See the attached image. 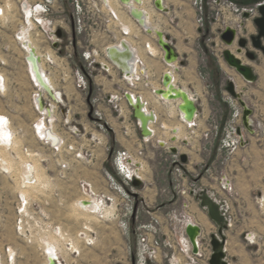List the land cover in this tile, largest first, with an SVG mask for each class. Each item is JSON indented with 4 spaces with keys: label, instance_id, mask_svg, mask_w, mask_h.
<instances>
[{
    "label": "rangeland",
    "instance_id": "obj_1",
    "mask_svg": "<svg viewBox=\"0 0 264 264\" xmlns=\"http://www.w3.org/2000/svg\"><path fill=\"white\" fill-rule=\"evenodd\" d=\"M241 1L244 0H239L236 3L242 5L241 7H246L247 10L251 8L255 10L256 4L263 0H249L248 4H242ZM20 2L21 0H0V5L7 6L5 17L0 18V77L2 78L0 81V115L9 116L10 128L14 132L16 140L14 147L5 149L3 145L0 146L3 159L11 162L14 168L9 171L0 164V264H47L49 257L45 246L46 241L51 238H56L60 245L54 255V258L59 261V263L56 262L57 264H134V257L141 249L138 244V234L142 231L140 226L149 222V209L155 211L159 207L156 202H151L150 208L147 207L142 196L145 193L153 192V188L161 190L167 188V181L170 178L167 171L171 152L167 147L160 146L157 143L158 139L160 141L163 138L167 139L169 141L167 146H176L179 155L191 156L198 151L217 152L216 168L220 170L225 167L222 163L223 155L218 154L225 129L231 124L243 125V109L227 91L229 80L236 83L237 89L242 92L243 98L252 110L251 118L254 126L250 128L256 130L254 134L246 132L249 134L247 145L250 144L244 152H248L251 157H249L248 165L244 167L248 173L245 176L247 179L253 180L257 177L256 182L262 184L260 177L264 175V88L258 93L255 90L264 87V83L258 75L254 82L247 83L227 65L222 55L226 46L220 37L225 27L231 26L238 28L240 37L250 39L251 35L257 34V27L252 17H249L248 20L243 19L241 27L242 24L240 26L239 24L242 21L237 12L225 6L216 5L214 0H206L209 2L207 3L208 8L206 7L207 16L204 26L202 29L199 28L198 75L200 82H198V92L193 96L198 104L197 120L199 125L192 130L181 125L182 120L175 103H164L155 99L154 87H160L156 85L159 84V76L157 77L156 74L153 76L152 71L156 70L157 72V68L160 69L155 65L156 58L149 56L150 54L145 53L144 49L142 50L143 57L152 69L149 78L152 85L145 86L141 83L133 89L145 95L149 103L147 107L158 112L159 120L154 124L156 130L153 128V122L152 125L150 124V130H154L155 135L141 147L142 151L146 153V165L144 169L141 168V171L137 172V176L143 179L137 187L133 185V182L130 185L122 184L121 177L116 173L112 161L113 149L127 146L124 138H121V143L115 141V136L121 137L125 134L126 128L122 127L123 121L126 119L131 121V111L126 108L124 101L121 102V112L111 110L113 117L108 120L107 130L101 132L102 130L96 127L97 123L94 119L96 118L94 109L100 108V105L98 103H95V106L92 105L84 92L75 89L72 80L64 81L61 66L60 68L54 64L50 68L48 65H44L43 59L42 64L45 66V70L52 73L53 80L61 81L60 83L65 86L68 92L67 96L63 95V103L58 104L55 116H53V109L50 108L47 112L50 117H53V120H50L53 131L60 134L55 142L58 143L61 139L63 141L60 146L62 150L55 152L39 141L35 135L33 123L39 118V114L32 106V93L35 87V98L41 96V87L37 83L33 86L28 74L29 64L26 65L24 60L25 53L15 38L16 32L21 27L19 26ZM64 2L69 11L68 0H64ZM190 2L191 0H167L169 7L173 10V16L177 14V9L179 11L191 10ZM153 3L154 0H150L148 11L153 14L151 23L159 28V26L165 25V19L161 15L162 13L156 10ZM113 7L122 26L127 24L133 26L138 37L137 40L142 42L143 47L147 42L156 40V36L155 39H150L145 32L137 31L136 26L139 25L129 15L125 6L113 0ZM254 10L252 13L256 17L258 11ZM179 14L181 16V12ZM173 20L176 23L177 18L174 17ZM131 26L129 27L132 28ZM110 28L112 30V26ZM104 33L110 35L111 32ZM41 39L39 37L38 42L42 41ZM31 42L42 56L46 59L52 58L48 46L46 52L42 54L32 36ZM248 48L255 50L251 42ZM73 51V60L80 63L82 60L78 45ZM158 51L159 49L155 55L158 54ZM256 52L258 64L251 62L244 53V56H239L247 61L248 65L253 64L262 76L259 64L262 62L264 64V55L260 51ZM182 62V65L179 63L177 65L185 66V59ZM189 76L184 69L181 79H183L182 84L185 88L197 85V83L187 82ZM257 83L259 84L257 85ZM96 95L94 93L93 97ZM104 120L106 121L105 118ZM45 122L43 124L47 128L48 120L46 124ZM260 122L262 125H258ZM125 124L127 125L128 122ZM178 124L182 129L175 135L179 141L171 142L169 137L172 134V128ZM70 128H75L78 135L72 134ZM127 130L129 131V128ZM186 138L188 141L185 144L183 139ZM69 145L75 146L78 151L82 150L83 158L75 157V151L69 150ZM24 148H27L35 156L27 157L23 151ZM27 160H31L33 165H37L36 168L42 174L46 185L28 190V196L25 197L20 191L18 175L21 167L23 169L25 162H28ZM138 160L143 161L142 158H138ZM109 175L113 176L116 183L122 187V194H117L116 205L113 206V209L104 205L103 202L100 210H97L98 212L82 210L76 206V203L82 198L79 192V184L82 180L91 181L98 190L115 194L116 190L112 186ZM19 194L26 201L29 199V206L24 208V212H27L28 215L24 217L18 212ZM177 195L173 190L169 194V198L176 199ZM214 195L226 209V202L228 201L230 204L229 213H227L228 220L231 222V226L227 229V260L229 264H264V183L259 184L258 189L244 190L242 192L243 199L236 190L230 197L220 193H214ZM186 198L187 196L179 195V205L169 208V211H173V223L172 226L168 225L167 227L165 223H160L159 227L163 233H169L173 227L175 228L179 224L178 219L182 217L185 210L181 206V202ZM130 207L134 208L133 215L123 216ZM102 209H109L111 213L106 215L104 212L102 213ZM246 228L254 232L253 238L244 236ZM176 236L177 243L179 234ZM209 238L210 236H207L203 240V249L206 248V250L204 249L205 256L202 260L205 262L198 261L196 264H207V258L212 251L210 240L207 243ZM73 245L76 248H72ZM151 264H169V262L160 254Z\"/></svg>",
    "mask_w": 264,
    "mask_h": 264
},
{
    "label": "built area",
    "instance_id": "obj_2",
    "mask_svg": "<svg viewBox=\"0 0 264 264\" xmlns=\"http://www.w3.org/2000/svg\"><path fill=\"white\" fill-rule=\"evenodd\" d=\"M207 3L209 2H206V0H191V4L196 13L195 22L198 29H202L204 26L205 17L207 16ZM214 3L218 6L222 5L237 12L242 21L239 26L243 24V19L248 20L249 17H252L253 19L255 18L252 13L254 9L251 8L250 10H247L246 7H241L242 5H238L234 0H214ZM67 4L70 8L69 11L64 0H21L19 23V26L21 27L16 32L15 38L21 50L25 53L24 60L26 65L31 62L29 57L30 51L27 50V47L24 44L25 42H23L24 36L28 31L31 33L35 44H37L38 50L44 54L46 52V47L48 46L54 57L52 60L45 61L44 65L46 64L50 68H52V65L54 64L59 67L61 66L63 72L62 79L64 81H66V79L72 80L75 89L84 92L88 96V100L92 105L95 106V103H98L99 105L101 103H105L111 110L121 112V102L124 101L126 107H128V109H130L133 113L132 106L128 102L125 93H131L133 98L135 96L133 93L138 94V96L140 95L136 91L133 92L132 90H134L133 88H135L138 84L143 83L145 78H148L144 62L135 54L134 59L131 61L132 70L130 72H122L116 64L111 62L108 55V48L110 46L117 45L122 48V42L125 41L123 38L128 35L129 30H126L125 26L121 25L116 11L106 5L104 0H68ZM262 4H264V0L256 4L255 10L258 11V7ZM6 9V5H0V18L5 17ZM245 12L250 14L248 18L243 16ZM110 26H112V30H110ZM58 30L62 31L61 37L57 36ZM34 31H36V33H34ZM106 31L111 33L108 35V42L104 45V48L100 50L94 47L92 44L93 35L95 33H102ZM39 37L42 38V41L38 42ZM76 38H78V40H76ZM125 42L128 43L127 41ZM77 45L79 47L80 58L82 60L80 63H76L73 60V50ZM99 58H102V61H100ZM143 70H145V73H143ZM46 72H48V75L51 76L52 73H50L49 70H46ZM112 72H116L120 76V79L125 83L126 88L118 92L105 94L103 92V87H99L97 84L96 78L101 74L109 76L113 79ZM28 74L32 84H34L33 86H35L37 81L31 69L28 71ZM58 82L61 81L58 80ZM61 86L63 85L61 84ZM63 87L65 88V86ZM51 89L54 96H51L49 92L43 88L42 97L37 96V99L32 98V106L39 114V118L33 123V131L39 141H41L44 145L48 146L55 152H60L62 147L59 148L58 144H54L51 139L46 136V133L50 128H45L43 123L48 120V123L51 126L52 122L49 119H46L45 114L40 113V109L38 107L40 104L41 107L50 109L52 104H54L56 110L58 104L63 103V95L67 96V94H65V90L63 89V92L58 90L61 94V99L58 100L56 95L57 89L52 87ZM94 93L97 95L93 97ZM94 115L96 117L94 118L97 123L96 127L100 128L99 130H102L101 132L107 130L106 128L108 124L104 120V114L101 108L94 109ZM197 117L189 122V129L192 130L198 127L199 124ZM251 121L252 127L254 126L252 118ZM136 122L140 128V122L138 120H136ZM258 125H262V123L260 122ZM7 126H11L9 116L0 118V146L9 142H7V138H5L1 131L2 127L7 128ZM239 128H241L240 134L237 132ZM42 131H44V133H42ZM70 131L72 134L76 136L78 135V131L75 128H70ZM246 132L254 134L256 130H248L242 124H231L226 127L225 135L223 136L221 145L218 148V154L223 155L224 157L223 163L229 160L238 149L247 145ZM125 134L128 135L127 129ZM142 138L145 141L148 140L146 136H142ZM68 149L75 151V157L83 158L82 150L78 151L73 145H69ZM23 151L27 157L35 156L33 153H30L27 148H24ZM169 151L171 152L170 149ZM180 156L181 155L177 154V152H171V158L169 160V169L173 176V190L176 191L178 195L183 197L192 196L198 202H200L201 194H208L219 205L221 215L227 224V228L231 226V222L228 220L227 216L230 208L229 202H226V209L225 206L220 203L219 199L216 198L214 193H208L205 189L197 190L189 184L187 182L184 169L185 163L181 161ZM144 157L145 153L142 149H139L136 152L126 148L113 149V165L116 173L121 177L122 184L130 185L133 180L137 178V172L141 171L140 161L138 158ZM27 161H30L27 165V169H29V166L31 165L30 163L33 162L31 160ZM109 179L112 182L114 190H116L115 194H109L105 191L98 190L91 181L82 180L79 184V192L82 199H99L100 203L103 202L104 205L113 209V206L116 205V198L118 197L117 194H122V187L120 184L116 183L113 176L109 175ZM219 186L227 193V197H230V195L234 193L233 185L225 174L220 176ZM79 204L80 208H84L87 205L83 200H81ZM25 206H29V199L26 201L25 198L19 194L18 212L22 217L28 215L27 212H24ZM128 206L130 205L128 204ZM186 206L187 204H183L184 208H186ZM133 213L134 208L130 207L123 216L128 214L132 216ZM150 213L151 212L148 211V214L150 215L149 222L140 226L142 231L138 234V244L141 249L134 257V264H151L158 258V256H160V254L168 260L169 264H196L200 258L205 256L202 238L197 240L198 252L196 254L193 253V246L185 233L186 225L189 223L190 219L186 214H183L182 217L178 219L179 224H177L175 228L173 227L169 233H163L159 227V220L156 217H153ZM176 234H179V241L177 243L175 240L177 237ZM181 236L185 238L183 241ZM209 240L211 239L209 238L207 243ZM209 258L210 256L207 258V264L209 262ZM56 262L59 263L57 260ZM227 263L229 264L228 260Z\"/></svg>",
    "mask_w": 264,
    "mask_h": 264
},
{
    "label": "crops",
    "instance_id": "obj_3",
    "mask_svg": "<svg viewBox=\"0 0 264 264\" xmlns=\"http://www.w3.org/2000/svg\"><path fill=\"white\" fill-rule=\"evenodd\" d=\"M163 3L168 8V11L167 12H160L159 10L156 9L159 13H162L161 15H163L164 19H165V25L159 26V28L168 37V40L174 46L177 54L179 55V60L183 61V59H185V61H186L185 66H178L177 63H175L173 65H166L164 60H163L164 52L157 45V42H156L157 38L154 41L151 40V42H147L145 44V46L143 47L142 42L137 40L138 37H137L136 33L134 32L133 26H131L132 28L130 30V33L128 35L124 36L123 39L128 42L131 49L134 51V54H136V56L141 58L144 62V65L146 68V74L148 76V78H145V81L143 82V84H145V86H151L152 85V82L149 79L152 69H151V66L148 65L147 60L143 57V54H142L143 49H144L145 53L150 54L149 56L156 58L155 59V65H157V67H159L160 70H158V68H157V72H156V70L152 71V72H153V76H154V74H156L157 77L159 76V78H158L159 84H156L157 86L162 87L161 79H162L164 72H168L169 70H171L174 86L187 90L189 92V94L192 95V97H193L198 92L197 87L199 86L198 82H200L199 81L200 77L198 75V64L200 61V51L198 49V42H199L200 32H199V29H198L196 22H195L196 13H195V10H194L193 6L191 5V2H190L191 10L179 11L177 9L176 10L177 14H175V16H173V14H172L173 10L171 9V7H169V3H167V0H163ZM180 12H181V16H179ZM174 17L177 18L176 23L173 20ZM136 27H137V31L145 32L140 26H136ZM147 35L149 36L150 39L154 38L150 34H147ZM107 38H108V35H105L104 32L103 33H95L93 35V38H92V44L94 47L102 50L104 48V45L108 42ZM140 43H141V46H140ZM149 43H152L154 46H157L156 47L157 50L159 49L157 55L153 54L151 51L146 49V45ZM235 48L233 47V50ZM126 54L128 55V53H126ZM51 57H52L51 58V60H52L53 56L51 55ZM125 57L127 58L129 56H125ZM47 60L48 59H46L43 56V63ZM99 60L102 61V58H99ZM243 61L246 64H248V62L245 61L244 59H243ZM251 66L254 68L255 74L259 76V79L261 77L262 82L264 83V64H263V62L259 64V66L262 69L261 70L262 76H260V72H258L255 69L253 64ZM43 68H44L45 73L48 75V73L45 70V66H43ZM175 68H178V70L176 71ZM184 69L186 70L188 75H190L189 76L190 78L188 79L187 82L192 83V84L197 83V85L195 87H194V85L192 86V88L187 86L188 89H186L187 87L185 88V86L182 84L183 79H181V76L184 72ZM141 72H142V70H141ZM112 76H113V79H111L109 76L100 74L96 78L97 84L99 85V87H103V92L105 94L118 92V91L126 88L125 83L120 79V76L116 72H112ZM48 77L50 79V82H49L50 87L52 86V88L57 89L56 95H57L58 100L60 99L59 95H61L58 90L63 92V89H64L65 94L68 93L66 88L61 86L60 82H58L56 79L53 80V78L50 75H48ZM258 84L259 83H257V85ZM118 85H119V87H118ZM154 88L157 89L158 87H154ZM263 88L264 87H260L259 90H255V91L258 93ZM35 91H36V89L32 93L33 98H35V96H34ZM40 91L42 92V89ZM132 91L135 92V90H132ZM136 92L140 94L139 96H141L143 102L145 103L146 109L149 111V113L151 115H153L156 118V122H157L159 120L158 112L155 109H149V107H147L149 103H148L147 99L145 98V95H143L140 91H136ZM133 94L136 96L138 95L136 93H133ZM154 97H155V95H154ZM155 99H157L159 101H163L164 103H167V101L162 100V98L158 95H156ZM125 106H126V104H125ZM100 108L104 112V118L106 119L105 122H107V124H109L108 120H110V117H113L111 109L108 108L105 103H101ZM126 108H128V107H126ZM51 109L54 110L53 116H55V105L54 104H52ZM128 110L130 111V109H128ZM51 118L53 119V117H51ZM130 120L131 121L126 119L122 123L123 124L122 127H125L126 129L129 128L128 135L126 137L124 136L126 134L121 135V137H119V135L115 136V141L117 143H121V138H124L123 140H125L127 142V146L118 147L117 149L126 148V149L133 151V152H136L137 150L141 149L143 143H146V141L143 140V138H142L140 128L137 125L136 119L134 118L132 112H131V119ZM126 122H128L127 125L125 124ZM156 122H153V128L155 130H156V128H155L154 124ZM151 123H152V121H151ZM151 123H149L147 125V127L149 129H151L150 128ZM183 125H184V127L189 128V123L183 122ZM176 126H173L172 130ZM51 129L53 131V126L51 127ZM151 131H153V133L155 135L154 130H151ZM174 136H175V134H173V132H172L171 136L169 137V140L171 141L170 138H172ZM246 136L248 137L249 134H246ZM105 137H106V135H105ZM146 137L148 140L151 139V137H148V136H146ZM180 139H182V138H180ZM183 140H185V139H183ZM186 140L188 141L187 138H186ZM159 141H160V139H158L157 143ZM161 141H165L167 144L169 143V141L167 139H164V138ZM178 141H179V139H178ZM64 142H65V140H64ZM60 143H61V145L63 144L62 139H61ZM249 144L242 147L241 150L236 151L230 157L228 162L227 161L224 163L222 162L223 165H225V167L220 168V170L217 169L215 166L216 160H217V152L211 153V152L198 151L191 156L187 155V161L185 162V166H184L187 182L189 184H191L197 190L205 189V190H207L208 193H220V194L226 196L227 193L225 191H223L219 186L220 176L222 174H225L227 176V178L230 179L234 190L238 191L240 193L241 197H242V192L244 190L246 191L247 189H249V190L250 189L251 190L258 189L259 184L262 185L264 183V175H262L260 177V179L262 180V184H261V182L260 183L256 182V180L258 179L257 177H255V179L253 180V179H247L245 176L248 173L244 167H246L248 165L249 157H251V155L248 154V152H244V151L249 146ZM143 150H145V149H143ZM169 158H171V155H169ZM142 159H143V161H140L139 163H140L141 168L144 169L145 165H146L145 164L146 163V156ZM167 172H168V177L170 175V178L167 181L168 182V185L166 186L167 188H164L163 190L153 188L152 189L153 192L145 193L142 196L143 197L142 200L145 202V204L149 208H150L151 202L157 203V205L159 207L155 211H152L149 209V211L151 212L150 214L153 217H156L160 223H165L166 227L168 225L172 226L173 217H174V215L172 214L173 211H169V208L178 206L179 202H180L179 195H177L176 199L169 198V194L171 193V191H173L172 190L173 189L172 188V177L173 176H172V173L170 172V169H168ZM244 176H245V178H244ZM140 179H142V178L140 177ZM242 199H243V197H242ZM183 204H187L185 210L183 211L184 212L183 214H186L190 218L189 221L200 226V228H201L200 238H202V240H204L207 236L209 237L211 234H213L217 231V225L209 217L207 209L203 208L201 206L200 202L196 201L194 197L187 196L186 200H183L181 202V206H183ZM225 236H226L225 247H226V257H227V245H228L227 244L228 243L227 242V231L225 232ZM244 236H247V237L249 236V238H253L254 232L252 230H249L246 228ZM204 249L206 250V248H204ZM199 261H201L203 263L205 262L204 260H202V258H200Z\"/></svg>",
    "mask_w": 264,
    "mask_h": 264
},
{
    "label": "water",
    "instance_id": "obj_4",
    "mask_svg": "<svg viewBox=\"0 0 264 264\" xmlns=\"http://www.w3.org/2000/svg\"><path fill=\"white\" fill-rule=\"evenodd\" d=\"M132 1V0H131ZM136 2L140 3L139 0H135ZM123 4H130V0H120ZM161 0H154V6L157 10L160 12H167L168 8L162 7ZM130 15L135 18V12L132 8L130 11ZM249 13L245 12L243 16L245 18L249 17ZM137 22L140 24V26L145 30L147 34H155L157 37V45L162 49L164 52L163 60L166 65H172L174 63H179V65H182L183 62L179 60V55L177 54L174 46L172 43L168 40V37L163 33V31H159L154 29L152 26H144V24L140 21V19H136ZM253 22L255 26L257 27V34L251 35L250 39L248 37H240L238 36V31L236 28H233L231 26H226L225 29L221 32V40L223 43H225L228 46L236 45V53L241 54L244 53L245 56L251 61V62H257L258 61V55L256 51H260L264 55V4L260 5L258 7V16L253 19ZM57 36H62V31H57ZM252 44L253 48L255 50H251L248 48L249 44ZM120 52V53H128L130 56L126 58L125 62L127 64V68H124L119 62H117L113 57V52ZM108 55L111 62L116 64L122 72H130L132 70L131 61L134 59V51L131 49L128 43L125 41L122 42V48H120L117 45H112L108 48ZM223 58L227 65L234 69L239 76L243 80H245L248 83H252L256 79L255 70L252 66L246 64L238 58L235 53L230 49L226 48L222 51ZM177 71L178 68H175ZM161 85L162 87L155 90V93L157 95L163 96L164 98H169L172 100L182 99L183 102L179 105V109L184 112V120L187 122H190L197 117L199 113L197 100L190 98L189 93H182L178 94L177 92H169L167 91V87L172 85V72H164L162 79H161ZM44 86V85H43ZM44 88L49 92L51 96H54V93L52 92L51 88ZM176 91V90H175ZM227 91L231 95L232 98L237 100L239 104L241 105L243 109V116H242V122L246 129L250 130L251 128V115L252 110L248 107V104L246 100L243 98L242 92H239L237 90V86L235 85L233 80H229L227 85ZM125 96L128 100V102L132 106L133 110V116L136 120L140 122V132L142 136H148L153 137L154 133L148 130L146 132V126L152 121L156 122V118L148 115L146 112H144V103L142 102L141 96H136V99L134 100L131 93L126 92ZM139 114H142L141 117ZM175 132V131H174ZM238 134L241 133V128L238 129ZM175 138H172V140ZM186 144L187 141H184ZM159 145L165 147L166 144L163 142H159ZM171 152L176 153L177 147L170 146L169 148ZM180 159L183 163L187 161V155L181 154ZM142 183V180L140 178H135L133 180L134 186H139ZM200 204L203 208L207 209L208 215L211 218V220L217 225V232L210 235V245L212 249V253L209 258V264H228L226 260V253L224 251L225 243H226V236H225V230H227V224L221 215L219 205L206 193H203L200 195ZM200 231L201 228L199 225L194 224L192 222H189L186 225L185 233L187 237L189 238L190 243L193 246V253L198 252V245L197 240L200 238ZM54 259H51L49 264H56L54 262Z\"/></svg>",
    "mask_w": 264,
    "mask_h": 264
},
{
    "label": "bare ground",
    "instance_id": "obj_5",
    "mask_svg": "<svg viewBox=\"0 0 264 264\" xmlns=\"http://www.w3.org/2000/svg\"><path fill=\"white\" fill-rule=\"evenodd\" d=\"M105 2H106V5H108V6H110L112 9L114 8L113 7V0H104ZM117 2H119L121 5H123V6H125L127 9H128V12H129V15H130V11H131V9L133 8L134 9V12H135V18H133L132 16V18L137 22V20L136 19H140V21L144 24V26H152L154 29H156V30H159V31H161L156 25H154L153 23H151L152 22V12L150 13V11H148V7L150 6L149 5V3H150V0H139L140 1V3H138V2H136L135 0H130V4H123V3H121L120 2V0H116ZM162 1V7H164V8H166V6L164 5V3H163V0H161ZM154 4V3H153ZM137 24L140 26V24L137 22ZM129 26H131V25H125V28H126V30L128 29L129 31V33H130V30H131V28L129 27ZM241 26H243V24L241 25ZM141 27V26H140ZM142 28V27H141ZM143 29V28H142ZM144 30V29H143ZM145 31V30H144ZM237 31H238V33H239V30L237 29ZM128 33V34H129ZM150 35H152V37H155L156 35L155 34H150ZM31 33L30 32H26V34H25V36H24V41L23 42H25L24 44L26 45V47H27V50H29L30 51V55H29V57H30V60H31V62H29L30 64H29V67H30V69H31V71H32V73H33V75H34V77H35V79H36V81H37V85H39L40 87H41V89L43 90V88H44V86L46 87V88H51L50 87V85H49V82H50V80H49V77L46 75V73L43 71V64H42V59H43V56L37 51V48L32 44V42H31ZM239 36V35H238ZM155 38H157V37H155ZM225 44V43H224ZM147 45H148V47H147ZM146 45V49L147 50H149V51H151L153 54H156L157 53V48L152 44V43H149V44H147ZM130 46V45H129ZM225 46H226V48H230L234 53H235V55L238 57V58H240L241 59V57L239 56L240 54H237L236 53V49L235 50H233V47L234 46H236V45H233V46H228V45H226L225 44ZM225 48V49H226ZM224 49V50H225ZM124 55V56H123ZM125 56H130V54H126V53H120V52H117V51H115V52H113V57H114V59L117 61V62H119L124 68H127V64H126V62H125V60H126V57ZM128 58V57H127ZM48 60H51V59H48ZM241 60H243V59H241ZM244 62V61H243ZM245 63V62H244ZM175 64V63H174ZM173 65V64H172ZM234 70V69H233ZM168 72H171V70H169ZM143 73H145V70H143ZM0 81H2V78L0 77ZM245 81V80H244ZM246 82V81H245ZM235 83V82H234ZM248 83V82H247ZM44 85V86H43ZM235 85H236V83H235ZM237 86V85H236ZM160 88V87H159ZM158 89V88H157ZM156 90V89H155ZM176 90V91H175ZM238 90V89H237ZM167 91H169V92H172V93H174V92H177L179 95L180 94H182V93H187L188 91L187 90H185V89H181V88H179V87H175L174 86V83H173V79H172V85L171 86H168L167 87ZM239 91V90H238ZM155 92V91H154ZM239 92H241V91H239ZM189 93V92H188ZM42 92H41V97H42ZM156 94V93H155ZM157 95V94H156ZM138 96V95H137ZM158 96H160V95H158ZM189 96H190V98H193L192 97V95H190L189 94ZM161 98H162V100H165V101H167V103H175L176 104V109H177V112L179 113V116L181 117V120H182V123H181V125H183V122H187L186 120H184L185 118H184V112H182L180 109H179V105L183 102V100L182 99H177V100H172V99H169V98H164L163 96H160ZM35 99H37V98H35ZM136 99V95L134 96V100ZM142 99V98H141ZM194 99V98H193ZM142 102H143V100H142ZM43 103V102H42ZM144 103V102H143ZM38 107H39V111H40V113H43V114H45L46 115V119H49V120H53L48 114H47V112H48V108H44V107H41L40 106V104L38 105ZM43 108V109H42ZM174 108V107H173ZM175 109V108H174ZM45 110H46V113H45ZM143 110H144V112H146L148 115H150L151 117H152V119L154 118V116L153 115H151L150 113H149V111L146 109V107H145V103H144V108H143ZM143 116L142 114H139L138 113V116ZM6 117V116H5ZM3 115H0V118H5ZM45 122V121H44ZM46 122H47V120H46ZM46 122H45V124H46ZM151 123V122H150ZM187 123H189V122H187ZM51 127H52V124H51V126L50 125H48V127L47 128H50L49 129V131H47V133H46V136L49 138V139H51V141L54 143V144H58V146L60 147L61 146V143H60V141L57 143V142H55V141H57V139H58V134L56 133V132H54V131H52V129H51ZM147 127V126H146ZM181 127H180V125L178 124L173 130H172V132H173V134H177L178 132H180V131H182V129H180ZM146 132H148V130H150L148 127L146 128ZM1 131H2V133L4 134V136H5V138H7V144H3V147H5V149H7V148H11V147H14V146H16V140H15V136H14V134H13V131L11 130V128H10V126H7V128H1ZM151 131V130H150ZM175 131V132H174ZM54 132V133H53ZM152 132V131H151ZM42 133H44V131H42ZM172 138H175V139H173L172 140ZM171 138V141L172 142H176L177 140H178V138L177 137H172ZM183 141H187L186 139L185 140H183ZM159 142H163V143H165L166 144V146L165 147H167V148H170V146H167V143L165 142V141H159ZM159 142H158V144H159ZM161 146V145H160ZM2 147V148H3ZM163 147V146H162ZM176 147V146H175ZM0 164H2V166L6 169V170H9V171H11V169H14L13 168V164L11 163V162H9V161H6L5 160V158L3 159V155H2V153H0ZM29 164V162H25V165H24V167H23V169H22V167H21V169H20V171H19V184H20V191H21V193H22V195H25V197H27L28 196V190H31V189H33V188H36L37 186L39 187V186H45L46 185V182H44V179H43V177H42V174L40 173V171L36 168V166L35 165H33L32 163H30L31 165L29 166V169H27V165ZM17 171V170H16ZM18 172V171H17ZM138 174V173H137ZM137 178H139V176H137ZM21 179H22V182H21ZM81 200H83V201H85L86 202V207H84V208H81L82 210H86V211H91V212H98L99 210H100V206H102V204L99 202L100 200L99 199H80V201ZM80 201H78L77 203H76V206H79V208H80ZM98 202V203H97ZM98 210V211H97ZM106 211V212H105ZM111 210H109V209H102V213L104 212V214H106V215H108V214H110L111 212H110ZM189 222H191V221H189ZM227 230H225V232H226ZM53 237V236H52ZM182 238V241L185 239L183 236L181 237ZM72 244V243H71ZM59 242H57V240H56V238H51L50 240H48V241H46V246H45V248H46V253H47V255H48V261H47V264H49V262L51 261V259H54L55 261L54 262H56V260L58 261V259H55L54 258V255L56 254V251L59 249ZM75 247V245H73V247L72 248H74ZM76 248V247H75ZM224 249H225V252H226V247H224ZM57 264V263H56Z\"/></svg>",
    "mask_w": 264,
    "mask_h": 264
},
{
    "label": "trees",
    "instance_id": "obj_6",
    "mask_svg": "<svg viewBox=\"0 0 264 264\" xmlns=\"http://www.w3.org/2000/svg\"><path fill=\"white\" fill-rule=\"evenodd\" d=\"M234 1H239V0H234ZM249 0H244V1H241L242 2V4H248L247 2H248Z\"/></svg>",
    "mask_w": 264,
    "mask_h": 264
},
{
    "label": "flooded vegetation",
    "instance_id": "obj_7",
    "mask_svg": "<svg viewBox=\"0 0 264 264\" xmlns=\"http://www.w3.org/2000/svg\"><path fill=\"white\" fill-rule=\"evenodd\" d=\"M241 27H242V26H241ZM254 35H255V34H254ZM235 49H236V48H235ZM235 49H234V50H235ZM240 55L242 56V55H243V53H241ZM243 56H244V55H243ZM241 59H242V58H241ZM255 63H257V62H255ZM257 64H258V63H257Z\"/></svg>",
    "mask_w": 264,
    "mask_h": 264
}]
</instances>
